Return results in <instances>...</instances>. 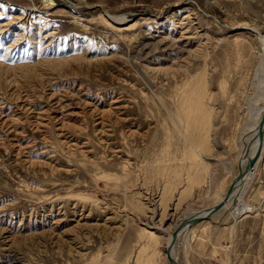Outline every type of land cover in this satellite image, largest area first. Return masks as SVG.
<instances>
[{"label":"rangeland","instance_id":"obj_1","mask_svg":"<svg viewBox=\"0 0 264 264\" xmlns=\"http://www.w3.org/2000/svg\"><path fill=\"white\" fill-rule=\"evenodd\" d=\"M245 24L264 35V0H0V264H169L238 172ZM263 187L264 160L254 208L194 224L177 259L264 264Z\"/></svg>","mask_w":264,"mask_h":264},{"label":"bare ground","instance_id":"obj_2","mask_svg":"<svg viewBox=\"0 0 264 264\" xmlns=\"http://www.w3.org/2000/svg\"><path fill=\"white\" fill-rule=\"evenodd\" d=\"M113 18L114 19L115 18L120 19V18H122V15H118V16L113 15L112 19ZM114 19H113V21H117ZM245 26L249 27L250 31L255 34L258 42L261 44L262 62L256 68V71L254 73V77L256 79V87H257L255 95H253L252 97H249L247 99V104H248L247 105V111H248V115H249V120H248V123L246 124L245 128L241 132V136H240L241 137L240 160L238 159V161L240 162V165H239L238 171L243 170V167L245 166L247 161L251 159L256 148L259 149V154H258L255 162L251 166V168H249L247 171H245L243 178L234 185L233 192L231 193L230 197L227 199L225 204L220 209H218L216 212L211 214L209 216V220H202L199 222L208 221V222L218 223L219 222L218 219L222 216L221 213L224 211V209H227L226 214H229L232 218H234V220L235 219L237 220V218L241 217L246 212H250L254 208L253 206H250V207L246 206V204L248 202L243 201V193L245 191L247 184L253 178L255 168L257 167V165L260 162H262V160H264V159H262V156H263L262 154L264 153V119H263L262 127H261L262 136L260 139H258V136H257V122H258V120L261 116L262 110L264 108V102H263L264 101V35L256 27H253V25L250 26L248 24H245L244 27ZM119 28H121V27H119ZM246 142H247V144H246ZM242 144H244L243 148H241ZM260 193H264V187L261 188V190L257 189L255 192V195L258 198H261L259 196ZM263 197H264V195H263ZM252 198H254V195ZM220 199H221V197L217 201H219ZM232 202H233V204H232ZM215 203L211 204L207 208L202 209L201 211L193 212L190 215H186L184 218L189 219L193 216H203ZM192 227H193V225L184 226L181 230H179V233L177 234L176 239L172 242L171 250L169 251V255L179 264H184V263H181L177 259V257L173 253V248H175L174 246H176L175 244L177 243L178 236L181 235L183 232L185 233L187 231H190ZM153 233L151 232V234H153ZM170 242H171V233L168 235V237L166 239L164 250ZM164 258L166 259L165 253H164ZM169 264H171V263H169Z\"/></svg>","mask_w":264,"mask_h":264},{"label":"water","instance_id":"obj_3","mask_svg":"<svg viewBox=\"0 0 264 264\" xmlns=\"http://www.w3.org/2000/svg\"><path fill=\"white\" fill-rule=\"evenodd\" d=\"M263 119H264V108H263L261 116L257 122L258 139H260L262 136L261 127H262ZM258 154H259V149L256 148L251 159L248 160L247 163L245 164V166L243 167V170H239L236 173V175L231 179V181H230L228 187L226 188L224 195L221 197V199L219 201H217L203 216H193L189 219H186L183 217L181 220H179V222L175 225V227L173 228V230L171 232V242L166 246V248L164 250L166 260L168 263L179 264L169 255V251L171 250L172 242L176 239L177 234L179 233V230H181L184 226H191V225H194L195 223H197L199 221L209 220V216L211 214H213L214 212H216L218 209H220L225 204V202L227 201V199L230 197L231 193L233 192L234 185L243 178L245 171H247L249 168H251V166L255 162Z\"/></svg>","mask_w":264,"mask_h":264},{"label":"crops","instance_id":"obj_4","mask_svg":"<svg viewBox=\"0 0 264 264\" xmlns=\"http://www.w3.org/2000/svg\"><path fill=\"white\" fill-rule=\"evenodd\" d=\"M235 174H236V173H235ZM235 174L233 175V177L235 176ZM233 177H232V178H233ZM232 178H231V179H232ZM231 179H230L229 182L227 183V186L225 187V190H226V188L228 187V185H229ZM225 190L223 191V194L221 195V197L224 195ZM218 199H219V198H218ZM218 199H217V200H218ZM217 200H216V201H217ZM213 203H214V202H213ZM232 204H233V202H232ZM226 210H227V209H224V211L221 213V215H222V216L224 215V216L222 217V216L220 215V216H221L220 219H223V218L225 217Z\"/></svg>","mask_w":264,"mask_h":264}]
</instances>
